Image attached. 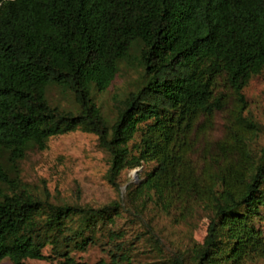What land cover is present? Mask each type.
I'll use <instances>...</instances> for the list:
<instances>
[{
  "label": "trees",
  "instance_id": "obj_1",
  "mask_svg": "<svg viewBox=\"0 0 264 264\" xmlns=\"http://www.w3.org/2000/svg\"><path fill=\"white\" fill-rule=\"evenodd\" d=\"M133 46L141 78L109 121L96 93ZM263 70L264 0H0V261L87 264L70 253L95 243L96 230L125 204L148 202L180 218L205 213L193 264L264 258V226L255 223L263 218L264 146L253 158L239 132L255 128L243 116V88ZM50 86L70 92L74 109L52 104ZM229 97L227 137L212 140L214 116ZM77 129L97 136L113 186L123 170L154 163L126 187L125 204L57 202L20 180L31 147L44 150L50 138ZM116 249L95 264H129Z\"/></svg>",
  "mask_w": 264,
  "mask_h": 264
},
{
  "label": "rangeland",
  "instance_id": "obj_2",
  "mask_svg": "<svg viewBox=\"0 0 264 264\" xmlns=\"http://www.w3.org/2000/svg\"><path fill=\"white\" fill-rule=\"evenodd\" d=\"M137 54V48L133 46L128 61L120 63L109 87L96 93V103L109 121L116 116L125 96L137 88L142 73ZM243 93L246 100L243 116L251 118L255 128L241 126L239 132L249 138L252 156L257 158L264 146V70L249 79ZM48 99L52 104L74 109L72 95L61 87L50 86ZM234 106V97L227 98L225 108L214 116L208 138L221 140L227 137L228 120ZM108 166V154L98 146L97 136L77 129L50 138L44 150L31 147L20 162L19 176L34 192L48 191L52 200L96 207L117 199L125 204L126 187L142 179L154 163H143L137 168L139 172L123 170L116 186L106 179ZM259 216L263 218H255V223L264 226L263 208ZM207 223L205 213L180 218L174 212L167 214L152 202L142 209L125 204L113 223L96 230L95 243L82 251L73 250L70 255L76 262L87 264L99 260L109 262L114 253H119L116 246L120 245L122 252L129 256V264H174L176 255L183 256L184 264H193L191 248L203 241ZM49 252V248L43 250L46 255ZM60 261V258L25 259L23 264H59ZM0 264H11V261L5 258ZM245 264H264V258Z\"/></svg>",
  "mask_w": 264,
  "mask_h": 264
},
{
  "label": "water",
  "instance_id": "obj_3",
  "mask_svg": "<svg viewBox=\"0 0 264 264\" xmlns=\"http://www.w3.org/2000/svg\"><path fill=\"white\" fill-rule=\"evenodd\" d=\"M134 171H136V170H134Z\"/></svg>",
  "mask_w": 264,
  "mask_h": 264
}]
</instances>
